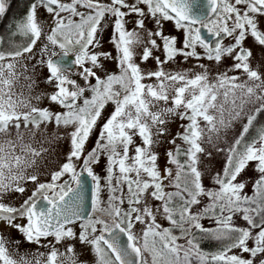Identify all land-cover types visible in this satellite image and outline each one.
I'll use <instances>...</instances> for the list:
<instances>
[{"label": "snow or ice", "instance_id": "6c2138e0", "mask_svg": "<svg viewBox=\"0 0 264 264\" xmlns=\"http://www.w3.org/2000/svg\"><path fill=\"white\" fill-rule=\"evenodd\" d=\"M20 10L0 33V264H264V0Z\"/></svg>", "mask_w": 264, "mask_h": 264}, {"label": "rangeland", "instance_id": "374dc122", "mask_svg": "<svg viewBox=\"0 0 264 264\" xmlns=\"http://www.w3.org/2000/svg\"><path fill=\"white\" fill-rule=\"evenodd\" d=\"M12 2L13 1H11L10 0V4H12ZM14 9V5H12L11 6V9L9 10V12H7V23H8V19L9 18H12V17H10V15H8L12 10ZM129 26H131V25H129ZM169 28H171V26L170 25H166V30L167 29H169ZM172 31H173V33H175V30L174 29H172ZM105 37H107V33H105ZM104 47L105 48H110L111 46L109 45V44H105L104 45ZM139 50V49H138ZM114 51V50H113ZM252 51H253V60H252V64H253V66H257L258 64H264V60H260L259 59V51H258V49L257 48H253L252 49ZM205 63H208L207 61H204ZM181 61L180 60H177L176 62H175V64H166L165 65V68L166 69H169V68H172V67H176V66H180L181 65ZM191 64V61H189V62H187V63H183V67H188L189 65ZM106 65L111 69V67L113 66L112 65V62L111 61H106ZM142 67H148V68H151V67H153V61L151 60V59H149V61L147 62V63H144V64H142ZM223 67H224V65H221V68L223 69ZM44 103H48L47 101H44ZM182 123H186V121H181L180 120V118H176V119H174V120H172L171 122H170V124H169V129H170V134L171 135H175V133L177 132V131H182L183 129L181 128V124ZM137 142H139V141H137ZM179 142V141H178ZM65 147H67V144L65 143ZM168 147H173L172 145H169V144H167L166 142H164V143H162L161 145H160V150H161V153H163L164 151H166L167 150V148ZM165 161H164V157H163V155H161V159H160V163H161V165H163V163H164ZM55 163V160H53V164ZM102 168H103V161H101V166H99V167H95V170L98 172V173H100L101 175H103V170H102ZM205 183H207V181H205ZM205 223L207 224V221H205ZM13 235H18V233H16L15 231H13ZM26 247H28V246H26ZM30 247H36L35 245H32V246H30Z\"/></svg>", "mask_w": 264, "mask_h": 264}, {"label": "trees", "instance_id": "16d2710c", "mask_svg": "<svg viewBox=\"0 0 264 264\" xmlns=\"http://www.w3.org/2000/svg\"><path fill=\"white\" fill-rule=\"evenodd\" d=\"M11 1H13L11 6L14 5V9L8 15H10V17H13V12H15L16 15H22V11L20 10L22 0H11ZM6 19H7V17H0V33H2L3 29L7 26V20ZM204 246L207 248V247H211L213 245L209 244V242H204Z\"/></svg>", "mask_w": 264, "mask_h": 264}, {"label": "water", "instance_id": "95a60500", "mask_svg": "<svg viewBox=\"0 0 264 264\" xmlns=\"http://www.w3.org/2000/svg\"><path fill=\"white\" fill-rule=\"evenodd\" d=\"M205 35H208V34L205 32ZM89 188H90V186H89Z\"/></svg>", "mask_w": 264, "mask_h": 264}]
</instances>
